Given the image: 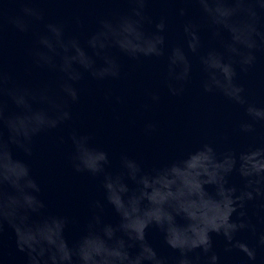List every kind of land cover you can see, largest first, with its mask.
I'll return each instance as SVG.
<instances>
[{"label":"water","instance_id":"1","mask_svg":"<svg viewBox=\"0 0 264 264\" xmlns=\"http://www.w3.org/2000/svg\"><path fill=\"white\" fill-rule=\"evenodd\" d=\"M258 3L264 0L243 7L236 0H152L138 17L127 0H0V68L29 90L19 107L9 101L8 110L17 117L16 139L34 146L31 157L16 143L0 151L2 211L9 214L0 264H155L154 255L176 264L173 249L192 248L205 236L218 264H264V199L248 204L255 230L235 232L256 259L224 251L225 233L241 222L238 201L264 186V125L241 133L244 107L227 95L233 84L243 85L246 103L264 108V52H256L250 71L239 72L264 31ZM161 17L168 26L159 56L154 25ZM50 24H62L63 31ZM177 48L187 62L180 52L172 56ZM115 66L118 79L110 76ZM228 66L238 72L231 81ZM186 72L188 80L180 81ZM169 85L183 91L173 96ZM72 89L80 96L76 104L67 103ZM65 110L72 120H62ZM73 133L91 136L78 146L85 167L95 163V149L109 153L101 174L73 171ZM24 164L41 187L44 207L25 199L34 193ZM210 257L194 264H210Z\"/></svg>","mask_w":264,"mask_h":264},{"label":"clouds","instance_id":"2","mask_svg":"<svg viewBox=\"0 0 264 264\" xmlns=\"http://www.w3.org/2000/svg\"><path fill=\"white\" fill-rule=\"evenodd\" d=\"M152 2V0H127V3L130 5L134 15L138 17H143L146 13L148 5ZM167 3H178L187 5L190 3H200V0H164ZM257 0H236L237 7H243L249 3H255ZM258 6L261 9H264V3H258ZM23 11L31 16H35L39 18L38 15L33 9L25 8ZM185 8L180 7L178 9L179 15L183 17L185 15ZM168 26V19L167 17H161L159 22L155 23V47L154 52L156 55L162 56L164 55V46H165V31ZM17 28L20 32L27 31V27L21 26L17 24ZM49 29H55L59 32L63 31L62 24H50L48 25ZM190 25H184L183 30L185 33H190ZM258 41H254L252 44L253 51L249 53L244 59H242L239 63V72L247 73L250 71L256 63V52H264V31L258 32ZM188 49L191 52H195L196 48L189 43ZM177 52H180L182 56H184L185 62H187V57L184 54L182 49H173L172 56L174 57ZM33 56V63L36 66H41V58L37 52L32 53ZM226 71L229 73L230 81L238 76V72L236 68L232 66H228ZM190 72V66H189ZM111 78L118 79L120 76L119 67L115 66V70L110 73ZM189 78V73L186 72L185 75L180 78V81L186 82ZM203 90L205 93L211 92V88L207 85H203ZM169 91L171 95L176 96L179 95L183 88L177 90L169 85ZM245 92V88L243 85L233 84L231 91L227 93L230 100L235 101L237 104H240L244 107L245 115L248 118L245 122H242L239 126V130L243 134H253L256 131V124L264 125V108H258L255 105L247 104L243 98V93ZM29 94V90L24 87H20L18 85H14L11 82V78L9 75L0 68V151H6L9 148V145L12 143H16L17 147L21 148L27 156L31 157L34 151V146L32 145L31 141L29 140L27 143L22 144L16 139L19 136V130L17 128V117L13 116L8 110V103L9 101L12 104H16L19 107L18 100L21 97H27ZM80 100V96L76 89H72L68 93L67 103L69 104H76ZM153 101H159V96L153 95ZM62 120L63 121H70L72 120V113L70 110H65L62 113ZM251 121V122H248ZM59 122H53L51 124V128H56ZM150 130H154L153 125H148ZM73 151L70 156V161L72 165V169L75 173L81 174L87 172L91 176H97L101 174L105 168V166L109 163V153L102 148H97L94 150V161L95 163L90 167H85L83 164V159L81 153L79 151V144L82 141L91 140L90 135H82L79 133H73L70 137ZM129 158L127 155L121 156V163L124 166H127L129 163ZM26 171V174L30 178V186L33 190V195L26 197V201L29 203H38L40 207H44V201L40 198L41 197V187L39 183L31 178V170L27 166V164L23 165ZM107 184L105 183V188ZM4 193L0 190V234L4 231L5 220L7 219L8 213L2 211L3 209V197ZM264 199V186L258 187L246 193L245 197L240 199L236 205L240 209L239 215L241 217V222L237 225L232 226L231 233H225L226 239V246L224 251L231 252L233 249H236L242 253H244L247 258L251 261L256 259V252L253 248H250L247 243H239L235 241V232L240 230H245L251 228L253 231L255 230L254 227L247 222L248 216V204L252 203L255 204L256 201ZM18 203V201H17ZM260 246H264V235H261L259 240ZM174 251H179V255L175 256L176 264H194L195 261H199L200 258L207 257L209 253H211L210 257V264H218L219 262V254L214 250L213 241L210 236H205L198 245H194L192 248L186 250H177L173 249ZM193 254H195L193 259ZM155 264H165V261L158 256L154 255Z\"/></svg>","mask_w":264,"mask_h":264}]
</instances>
